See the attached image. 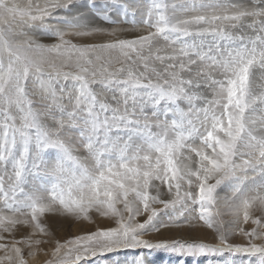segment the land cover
<instances>
[{
  "label": "snow or ice",
  "instance_id": "obj_1",
  "mask_svg": "<svg viewBox=\"0 0 264 264\" xmlns=\"http://www.w3.org/2000/svg\"><path fill=\"white\" fill-rule=\"evenodd\" d=\"M145 249L264 264V0H0V264Z\"/></svg>",
  "mask_w": 264,
  "mask_h": 264
},
{
  "label": "rangeland",
  "instance_id": "obj_2",
  "mask_svg": "<svg viewBox=\"0 0 264 264\" xmlns=\"http://www.w3.org/2000/svg\"><path fill=\"white\" fill-rule=\"evenodd\" d=\"M98 23H103L102 21H97ZM107 26V25H104ZM42 42L44 43H53L55 42V38L53 37H42ZM75 42L82 43H92V42H100V38H80L75 40ZM226 189H221V195H224ZM158 208H163L162 205H156ZM164 212L168 214H174L170 209L164 210L159 219L167 221V216L164 215ZM141 217L140 219H143ZM93 219L96 221L95 224L89 223L88 221H74L71 219H64L59 216H49L47 218V222L55 233L56 238L61 241L68 239L75 235H80L86 233L88 231H94L97 226L105 227V226H113L112 222L107 220L106 218H98L96 215H93ZM183 223V222H182ZM246 228L251 227V225H245ZM194 231L196 229H200L204 235L206 242H214V233L211 229H208L203 225L202 222L192 221L191 224H183L182 227H169V228H161L159 232L149 231L146 235V239H150L152 241H158L163 239H184V240H200L184 237V230L186 231ZM27 229L22 226H18L17 231L15 233V238L19 239L21 236L27 234ZM175 235V236H174ZM11 239V237H10ZM233 242H243L242 237H233ZM202 240V239H201ZM51 245L46 246V250H50ZM139 250H119L114 253L105 254L103 258H94L91 261V264H130L131 259L138 254ZM150 261H154V264H179V259H183L185 264H226V261L229 259L228 255L224 256L220 255H207L203 257H180L179 259L175 254H172L166 250H143ZM3 253L0 252V255ZM27 258V256H26ZM50 256H44L41 254L37 257L36 261H30V264H44L46 259H49ZM247 259V257H244Z\"/></svg>",
  "mask_w": 264,
  "mask_h": 264
},
{
  "label": "bare ground",
  "instance_id": "obj_3",
  "mask_svg": "<svg viewBox=\"0 0 264 264\" xmlns=\"http://www.w3.org/2000/svg\"><path fill=\"white\" fill-rule=\"evenodd\" d=\"M182 233H184L183 235L186 238H191L192 237L193 239H200V240L201 239L202 240L205 239V235L200 229H196L194 231H189L188 229H186V231L184 230V232H182Z\"/></svg>",
  "mask_w": 264,
  "mask_h": 264
}]
</instances>
